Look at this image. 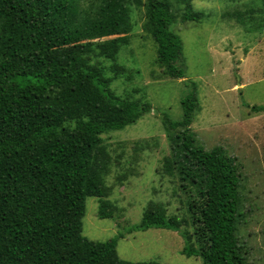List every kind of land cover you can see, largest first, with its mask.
Returning a JSON list of instances; mask_svg holds the SVG:
<instances>
[{"label":"trees","instance_id":"1","mask_svg":"<svg viewBox=\"0 0 264 264\" xmlns=\"http://www.w3.org/2000/svg\"><path fill=\"white\" fill-rule=\"evenodd\" d=\"M129 3L143 9L142 29L163 74L183 78L170 0H0V264H158L123 260L114 238L92 241L82 234L87 197L98 199V217H111L105 177L112 158L102 135L134 125L151 109L111 88L123 69L117 55L130 39ZM262 13L248 7L225 15L256 28ZM201 17L186 12L180 19ZM102 58L111 62L112 76ZM179 104L181 118L164 113L161 122L172 148L167 173L169 166L176 172L187 215L178 219L148 207L133 229L179 232L180 254L202 264H250L237 237L236 161L220 146L197 144L194 83ZM252 111L264 113V107Z\"/></svg>","mask_w":264,"mask_h":264},{"label":"rangeland","instance_id":"2","mask_svg":"<svg viewBox=\"0 0 264 264\" xmlns=\"http://www.w3.org/2000/svg\"><path fill=\"white\" fill-rule=\"evenodd\" d=\"M170 4L175 17L171 29L183 44L184 77L163 74L155 60V45L142 29L143 9L129 3L130 39L117 55L116 63L123 69L111 88L121 97L148 102L151 109L134 125L102 135L112 158L105 177L111 217H98V199L87 197L82 234L92 241L114 238L118 256L126 261L202 264L180 254L184 242L179 232L133 229L148 207L178 219L187 215V198L176 172L169 166L167 173L165 160L172 161V148L161 114L179 120V100L187 84L194 83L200 109L191 130L204 149L220 146L235 159L242 214L238 244L250 264H264V113L252 111L264 107V21L253 28L225 15L248 7L263 9L264 0H191L189 7L170 0ZM186 12L202 17L182 22ZM100 60L105 74L112 76L111 62Z\"/></svg>","mask_w":264,"mask_h":264},{"label":"water","instance_id":"3","mask_svg":"<svg viewBox=\"0 0 264 264\" xmlns=\"http://www.w3.org/2000/svg\"><path fill=\"white\" fill-rule=\"evenodd\" d=\"M240 84H238V86H239Z\"/></svg>","mask_w":264,"mask_h":264}]
</instances>
